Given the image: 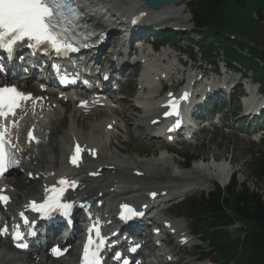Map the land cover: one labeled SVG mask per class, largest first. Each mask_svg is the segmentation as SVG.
<instances>
[{
  "label": "bare ground",
  "instance_id": "obj_1",
  "mask_svg": "<svg viewBox=\"0 0 264 264\" xmlns=\"http://www.w3.org/2000/svg\"><path fill=\"white\" fill-rule=\"evenodd\" d=\"M96 1L92 0H81V5L88 6L87 9L89 11L94 10V7L96 6ZM105 3L110 4L111 6L115 7L119 12H121L123 15H135L136 12H144L148 17H151L152 19H163L166 20L168 17H171L172 20H180L178 21L181 26H184L187 22L185 20V16L182 15L181 10L183 9V1L179 0L176 3L164 6L159 11H149L147 8H145L140 0H103ZM185 20V21H184ZM16 82V81H15ZM17 82H20L17 80ZM36 93H39V90L36 88H32ZM74 92L68 93V96H72ZM54 100L50 98V94L47 93V96L43 99V108H48L50 111H47L46 114H44V109H42L39 106H36L38 110L39 115L36 116L33 120L34 122L39 123L38 129H42L44 131V139L43 144L36 147L34 150H25L24 147L22 148L23 153L27 156V158L31 161L30 165L32 167H38L41 166L45 168L47 171H51L54 169L57 170L60 168V154L64 151L67 144L71 142L72 139H81L82 142L87 143L90 148H97L99 151V156L95 161H92L93 164L96 166H109L112 165L113 169H111L107 174H105L104 180H85V185H83L82 193L87 194L89 197L91 196L92 187L90 185H96L100 188H103L104 182L108 181L110 182L109 186H111L113 183L122 184L124 183V178L128 176L127 170L133 169V170H143L145 167L151 168L157 167L162 168L164 167V159L159 156L155 159H138L136 156H134L133 153H131L128 149L129 144H122L123 147L117 148L114 140L116 139L117 143L120 145V143H126L127 140L121 141L119 137H117V130L116 133H114V130L110 132V136L108 139V145L107 141L104 139V135H102V129L104 127V124L95 121L90 122L86 125V127L80 122L79 124V117L78 113H75L79 111L76 108H73L70 111V114L68 117L71 116V120L69 122H65V117L63 118H57L58 111L60 112L61 108H53L52 102ZM124 109L130 110L129 106H125ZM27 111H29L27 109ZM24 113V111H23ZM30 114V113H27ZM96 115V114H94ZM111 122V121H110ZM72 123V124H71ZM63 127V128H62ZM51 129V131H50ZM49 131V132H47ZM51 132V133H50ZM61 133L62 136L60 138H56L54 134ZM16 138H19V136H16ZM45 138H48L47 142H45ZM114 145V146H113ZM125 145V146H124ZM131 149V148H130ZM109 151L111 152V155H109ZM214 158H217V155H213ZM212 163V162H209ZM212 166H219L215 164H211ZM210 164H201L197 165L196 169L192 170L191 172L194 173H203L205 175L212 174V167ZM227 164L221 165L218 169H214V171H218V173H224L226 170ZM194 167H192L193 169ZM77 173V172H76ZM21 184H17L18 190H27L24 195L19 196H25L27 197L29 194V190H34L35 186L31 187L30 189L23 186L19 187ZM98 189V190H99ZM20 191L18 193L20 194ZM96 193V191H95ZM16 198H20L17 194H14ZM14 197V198H15ZM264 202V201H263ZM7 241L0 239V264H24L26 262H29L30 264L33 263V257L31 254L24 255L23 257L15 256L14 258L6 259L5 256L7 254H11L8 250V247H6ZM2 246V248H1ZM6 247V249H5ZM4 255V256H3ZM38 262L37 264H48L47 261ZM51 264H69L68 260L65 262H56Z\"/></svg>",
  "mask_w": 264,
  "mask_h": 264
},
{
  "label": "trees",
  "instance_id": "obj_2",
  "mask_svg": "<svg viewBox=\"0 0 264 264\" xmlns=\"http://www.w3.org/2000/svg\"><path fill=\"white\" fill-rule=\"evenodd\" d=\"M227 2V0L193 1L190 8L195 24L201 25L214 21V23L222 25L217 16L219 15L218 10L220 7H225ZM235 4L240 6L242 2L238 0ZM251 171L257 180L263 179L264 183L263 159L253 162ZM195 212L210 214V219L215 225L228 224L234 219L254 224L252 237L250 233L249 242L244 246V251L251 253L250 264H264V202L262 195L257 190L249 191L248 188L242 187L240 191L236 192L235 184L232 181L225 191L216 190L209 199L202 198Z\"/></svg>",
  "mask_w": 264,
  "mask_h": 264
},
{
  "label": "rangeland",
  "instance_id": "obj_3",
  "mask_svg": "<svg viewBox=\"0 0 264 264\" xmlns=\"http://www.w3.org/2000/svg\"><path fill=\"white\" fill-rule=\"evenodd\" d=\"M192 0L188 1L185 5V9H186V16H185V20L188 19L189 22L192 21L191 15L189 13V3ZM260 2H264V0H259ZM184 20V21H185ZM208 136L205 137V144L204 147L199 151L198 155L199 157H205V160H210V158H214V154L217 155V158H215L216 160H222V159H226L227 161H229V164H231L232 166L234 165V167L236 169H238L239 172H241L242 174H244L245 176L249 177L252 176L251 173L248 171V166H250V160H251V156H248V150L253 149V146H244V144H239L237 142L233 143L231 146H228L225 144V146H217L215 145L216 143H210L208 140ZM139 141L134 140V142L132 143V147H128L129 151L131 153H135L134 156H136L137 158L140 157L142 159H148L150 158L152 155H154L155 151H157V146H144L141 145L140 143H137ZM131 148V149H130ZM206 150V152H205ZM137 153L139 155H137ZM257 154V152H255ZM255 154V155H256ZM253 177V176H252ZM239 180H243V177H239L237 176V181L239 182ZM255 179L250 178V180L247 182L248 186L253 185L254 187L256 186L255 184ZM18 187V186H17ZM258 190L262 191V193L264 194V190H263V185H260V182L258 183ZM262 200L264 201V196L262 195Z\"/></svg>",
  "mask_w": 264,
  "mask_h": 264
},
{
  "label": "water",
  "instance_id": "obj_4",
  "mask_svg": "<svg viewBox=\"0 0 264 264\" xmlns=\"http://www.w3.org/2000/svg\"><path fill=\"white\" fill-rule=\"evenodd\" d=\"M151 8H158L166 3L172 2L174 0H143Z\"/></svg>",
  "mask_w": 264,
  "mask_h": 264
}]
</instances>
